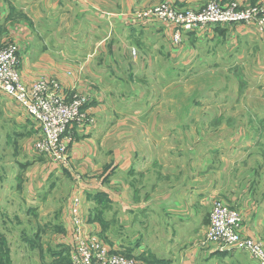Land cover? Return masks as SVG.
<instances>
[{"label": "crops", "instance_id": "1", "mask_svg": "<svg viewBox=\"0 0 264 264\" xmlns=\"http://www.w3.org/2000/svg\"><path fill=\"white\" fill-rule=\"evenodd\" d=\"M206 1L126 0L120 8L126 11L135 6L144 8L167 2L178 9H199ZM98 2L102 0H88V3L52 0L46 4L48 10L40 12V1L27 9V0H0V44L13 42L18 46V70L26 88L43 78L47 83H58L63 90L73 89L90 95L85 111L95 123L72 129L74 136L68 157L72 173L75 171L85 177L84 188L95 185L93 177L102 182L101 174H109L110 201L126 219L124 228H117L125 233L124 239L119 240L116 233V238L110 240L113 248L152 264H258L240 251L215 252L203 244V239L212 201L218 197L242 215L244 237L264 245V146L260 138L264 129H253L257 140L252 143L249 130L241 124L202 131L196 127H155L150 126V118L159 121L165 114H123L114 108L106 110L113 95L108 82L115 86L116 81L114 72L111 77L106 66L99 62L98 55L102 51L81 50V54H76L75 49L64 46L66 41L67 45L71 42L62 37L63 31L58 32L61 28L33 32L25 26V23L38 22L62 24L71 18L83 17L86 7L100 11ZM220 2H235L243 7L257 3L264 6V0ZM102 3V7L107 6ZM166 29L170 35L171 28ZM184 43L189 46L188 60L195 63L193 70L198 68L197 59L208 69L207 58L218 51L226 62V70H236L242 79L238 86H245L250 73L255 81L264 76V33H257L252 26L215 28L204 36L187 35ZM259 86L264 87V84L259 83ZM121 100L126 99L115 97L112 104ZM262 112L260 119L264 120ZM3 125L13 127V149L18 146L15 142L18 137L30 142L40 136L36 123L8 96L0 93L1 129ZM7 135L4 132V137ZM253 154L256 157L251 160ZM246 168L258 169L257 174L246 175ZM53 169L54 165L50 167ZM62 171L71 174L69 170ZM50 176L52 173L48 178ZM0 182L1 188L5 178ZM20 188L16 183L17 191H0L1 202L15 197ZM5 206L6 201L0 204L1 225L9 217V230L20 229L21 232L22 221L16 211L10 215Z\"/></svg>", "mask_w": 264, "mask_h": 264}, {"label": "rangeland", "instance_id": "2", "mask_svg": "<svg viewBox=\"0 0 264 264\" xmlns=\"http://www.w3.org/2000/svg\"><path fill=\"white\" fill-rule=\"evenodd\" d=\"M27 1V9L40 1V12L47 11L46 4L52 2ZM85 1L88 3V0ZM208 1L199 9H189L202 10ZM102 2L107 3V6L102 7ZM102 2H98L100 11L86 7L83 17L71 18L62 24L38 22L25 23V26L33 32L58 31L61 28L58 32L63 31L62 37L71 42L67 45L66 41L64 46L75 49L76 54H81V50L86 53L95 49L102 51L98 55L99 62L106 66L111 77L114 72L116 81L115 86L113 82H108L113 95L106 110L114 108L116 112L123 114H165L159 121L150 118V126L155 127H196L202 131L233 128L241 124L249 130L252 143L257 140L253 129H264V120L260 119L264 111V87L259 86V83L264 84V76L257 77L255 81L253 73H250L246 77L245 86H238L242 79L236 70H226V62L221 59L218 51L215 56L207 58L210 66L205 64L208 69L197 59L195 62L198 68L193 70L195 63L188 60L189 46L184 41L176 48L172 44L171 32L169 35L166 27L157 20L145 23L129 18L130 14L143 13L167 2L144 8L135 6L126 11L120 8L126 0ZM113 20L118 22L114 23ZM115 97L126 100L112 104ZM158 99L160 101L156 103ZM12 131V125L0 128V180L5 178L0 191H17L16 183L20 185V193L11 199L7 197L5 207L10 215L13 210L16 211L22 221V231L9 230L11 221L8 219L11 218L6 217L3 226L0 219V264H70L68 240L73 228L74 208L71 201L76 195L79 203L75 208L80 226L111 248L113 246L110 240L112 237L116 238V233L119 240L124 239L125 233L117 228H124L125 215H119L120 211L110 201L107 172L101 174L102 182L93 177L95 185L84 188L86 179L80 173L63 172L62 168H56L49 159L33 153V141L18 137L15 141L18 146L13 149ZM4 132H7L9 138L4 137ZM202 137L198 136L199 139ZM4 138L7 139L5 143ZM260 138L264 146V133ZM255 157L253 154L251 160ZM1 163H4L3 167ZM53 165L54 171L50 170ZM257 170L246 168V175H256ZM50 173L52 176L48 178ZM1 199L0 204L5 202H1ZM113 249L126 258H133L121 249ZM137 259L142 264H152L139 257Z\"/></svg>", "mask_w": 264, "mask_h": 264}, {"label": "built area", "instance_id": "3", "mask_svg": "<svg viewBox=\"0 0 264 264\" xmlns=\"http://www.w3.org/2000/svg\"><path fill=\"white\" fill-rule=\"evenodd\" d=\"M131 20L147 22L157 20L160 25L171 28L172 44L178 48L187 35L204 36L213 29L233 25L252 26L257 33H264V6L262 3L240 6L235 2L222 4L220 0H209L202 10L178 9L163 3L143 13L130 14ZM132 23V22H131ZM19 48L13 42L0 44V93L8 96L40 130L33 141L35 154L48 158L57 167L72 173L68 147L74 136V127L93 126L95 120L85 111L88 94L61 86L43 78L26 88L19 75ZM73 228L69 234L68 248L70 264H142L137 257L126 258L103 244L92 233L80 226L72 198ZM242 215L220 199L212 201L203 244L215 251H240L258 264H264V245L241 233Z\"/></svg>", "mask_w": 264, "mask_h": 264}, {"label": "trees", "instance_id": "4", "mask_svg": "<svg viewBox=\"0 0 264 264\" xmlns=\"http://www.w3.org/2000/svg\"><path fill=\"white\" fill-rule=\"evenodd\" d=\"M1 239V238H0ZM31 247L33 248V246L31 245ZM140 258V257H139ZM145 258V257H144ZM0 259H1V256H0ZM145 259H147V258H145ZM68 260H69V257H68Z\"/></svg>", "mask_w": 264, "mask_h": 264}]
</instances>
